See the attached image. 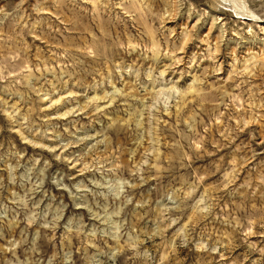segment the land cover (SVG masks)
I'll return each instance as SVG.
<instances>
[{
	"label": "rangeland",
	"instance_id": "obj_1",
	"mask_svg": "<svg viewBox=\"0 0 264 264\" xmlns=\"http://www.w3.org/2000/svg\"><path fill=\"white\" fill-rule=\"evenodd\" d=\"M0 264H264V0H0Z\"/></svg>",
	"mask_w": 264,
	"mask_h": 264
},
{
	"label": "bare ground",
	"instance_id": "obj_2",
	"mask_svg": "<svg viewBox=\"0 0 264 264\" xmlns=\"http://www.w3.org/2000/svg\"><path fill=\"white\" fill-rule=\"evenodd\" d=\"M235 1V0H234ZM235 3V2H234ZM238 3V2H237ZM238 6V5H237ZM241 6V5H240ZM235 11H237V15H242V17H245L246 19H248V21H252V20H257V18H255L252 14H250L249 12H247L246 10H244V12L236 9ZM254 18V19H253Z\"/></svg>",
	"mask_w": 264,
	"mask_h": 264
}]
</instances>
